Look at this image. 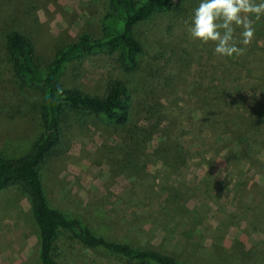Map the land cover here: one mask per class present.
<instances>
[{"label":"rangeland","instance_id":"1","mask_svg":"<svg viewBox=\"0 0 264 264\" xmlns=\"http://www.w3.org/2000/svg\"><path fill=\"white\" fill-rule=\"evenodd\" d=\"M15 1L13 11L0 0V154L9 158L24 155L40 131V95L13 77L3 33L15 28L26 34L42 68L79 34L100 35L106 0ZM199 3L189 0L179 11L134 26L142 52L133 75H122L114 57L104 54L65 70L63 83L88 93H101L110 78L127 80L137 105L135 134L130 139L125 130L91 114L67 113L61 143L41 169L42 185L51 206L80 216L104 236L120 240L125 234L177 253L185 264H264V163L232 156L223 146L215 151L209 123L204 117L199 122L202 108L196 100L219 85L222 59L214 44L201 45L188 34ZM241 95L245 101L237 102L244 108L250 99ZM165 133L171 147H183L176 163L153 151ZM253 152L260 160L264 149ZM171 193L178 198L168 202L170 216L162 218L160 210L154 215ZM141 213L145 219L132 226ZM36 243L25 196L15 187L0 191V264H38ZM183 243L195 249L187 262ZM58 245V258L66 264H137L66 237Z\"/></svg>","mask_w":264,"mask_h":264},{"label":"trees","instance_id":"2","mask_svg":"<svg viewBox=\"0 0 264 264\" xmlns=\"http://www.w3.org/2000/svg\"><path fill=\"white\" fill-rule=\"evenodd\" d=\"M187 1L106 0L99 20L100 35L79 34L75 40L60 46L42 68L35 63L34 45L26 34L15 28L3 33V47L13 77L20 86L34 89L40 95L38 113L41 128L27 152L18 158L0 154V191L15 187L25 196L36 226L38 264H66L58 258V243L64 237L85 248L99 249L137 264H185L177 253L133 242L125 234L120 240L104 236L91 229L80 216L51 206L42 185L41 169L61 143V120L67 113L91 114L106 124L125 130L127 138L133 139L136 125L132 119L137 105L133 102L134 94L127 80L110 78L104 83L101 93H88L65 85V70L87 56L104 54L114 57L122 75H133L142 52V45L133 34L134 26L155 14L179 11ZM4 4L13 11L17 8L13 0ZM253 26L255 38L252 43L257 48L248 46L245 54L239 57H222L219 85L208 88V93L198 97L196 103L202 108L199 122L205 118L209 123L215 151L223 146L225 153L232 156L243 157L249 163H264V154L258 160L253 152L264 149V17L259 21L254 19ZM257 37L261 38L260 41ZM244 92L250 101L242 108L237 101H245L241 95ZM163 136L164 140L157 141L153 151L176 163L185 154L183 147H171L169 135L165 133ZM177 198L176 193L169 194L164 200L166 203L154 209V215H158L160 210L162 218L170 216L173 203L168 206V202ZM145 215L136 214L132 218V226H136L137 220H144ZM181 249L187 251L184 260L187 262L195 249H187V243H183ZM214 253L222 254L217 246Z\"/></svg>","mask_w":264,"mask_h":264},{"label":"clouds","instance_id":"3","mask_svg":"<svg viewBox=\"0 0 264 264\" xmlns=\"http://www.w3.org/2000/svg\"><path fill=\"white\" fill-rule=\"evenodd\" d=\"M262 17L264 0H200L187 31L201 45L214 44L216 55L239 57L254 39V19L259 21ZM238 28L239 39L236 38Z\"/></svg>","mask_w":264,"mask_h":264}]
</instances>
